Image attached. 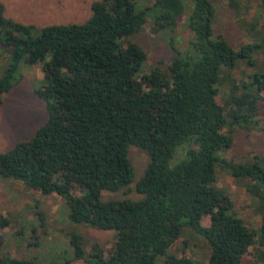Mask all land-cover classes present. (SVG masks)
<instances>
[{
  "label": "trees",
  "instance_id": "trees-1",
  "mask_svg": "<svg viewBox=\"0 0 264 264\" xmlns=\"http://www.w3.org/2000/svg\"><path fill=\"white\" fill-rule=\"evenodd\" d=\"M225 1L235 14H251L236 18L247 37L238 48L213 35L209 0H97L84 22L35 35L5 18L0 4V101L18 81L19 65L39 64L45 82L33 92L46 113L30 138L0 152V178L56 195L70 223L113 231L106 256L96 244L86 253L82 238L70 234L72 260L200 264L166 254L187 226L208 246L206 264H244L251 252L264 264V161L235 164L218 154L264 102V0ZM147 26L152 34L171 31L166 72H141L145 53L129 37ZM241 66L250 71L234 77ZM130 148L146 156L132 188L140 198L103 201L102 192L130 193ZM217 168L242 181L258 230L228 214L230 199L213 186ZM0 264L37 263L0 256Z\"/></svg>",
  "mask_w": 264,
  "mask_h": 264
},
{
  "label": "rangeland",
  "instance_id": "rangeland-1",
  "mask_svg": "<svg viewBox=\"0 0 264 264\" xmlns=\"http://www.w3.org/2000/svg\"><path fill=\"white\" fill-rule=\"evenodd\" d=\"M94 1L97 0H0V4L5 18L30 26L35 35L45 26L84 22L90 16V5ZM209 1L214 9L211 24L213 35H221L234 48L245 44L247 37L236 18L241 17L246 21L251 14H235L225 0ZM253 15L257 17L255 13ZM182 33L178 36L183 38ZM171 36L169 30L152 34L147 26L129 37L145 53L141 72L154 69L166 72V65L173 56L168 46ZM3 62L5 59L0 52V71ZM257 64L254 71H260L261 65ZM241 71L246 73L250 70L241 66L232 74L238 78ZM14 78H18V81L3 94L0 101V152H6L17 142L30 138L34 130L46 120L45 104L33 92L45 82L39 64L19 65ZM220 92L223 93L222 90ZM258 109L254 122L243 128H235L231 147L218 153L224 161L245 165L252 161L253 156H259L264 161V102L258 105ZM129 159L134 171L133 182L129 185L130 193L102 192L103 201L140 198L132 188L143 171L146 156L138 149L130 148ZM213 186L230 199L232 207L228 214L240 219L248 229L258 230L259 217L241 180L232 178L227 169L217 168ZM0 215L9 221V227L0 228V256L5 258L31 260L37 264H83L72 260L70 234L82 238L86 253L90 251L91 245L96 244L106 256L111 247L113 231L70 223L66 216L67 206L62 199L56 195L43 196L16 181L0 178ZM207 223V218L200 221L201 226H207ZM166 254L184 255L195 262L206 264L209 249L197 233L183 226L178 240L167 249ZM242 263L261 264L254 259L252 252L242 258Z\"/></svg>",
  "mask_w": 264,
  "mask_h": 264
}]
</instances>
